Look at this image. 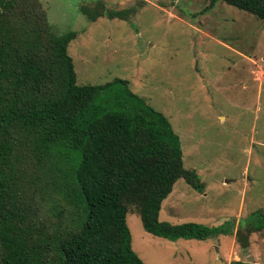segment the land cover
Wrapping results in <instances>:
<instances>
[{"label": "trees", "instance_id": "1", "mask_svg": "<svg viewBox=\"0 0 264 264\" xmlns=\"http://www.w3.org/2000/svg\"><path fill=\"white\" fill-rule=\"evenodd\" d=\"M216 2L264 24V0L208 6ZM78 12L93 22L125 20L129 10L97 2ZM75 35H54L38 0H0V264H143L130 248L129 209L144 232L171 242L230 234L233 221L221 230L158 220L177 180L197 192L203 184L183 168L160 112L126 88L135 106L105 108L96 96L111 83L76 84L67 54Z\"/></svg>", "mask_w": 264, "mask_h": 264}, {"label": "rangeland", "instance_id": "2", "mask_svg": "<svg viewBox=\"0 0 264 264\" xmlns=\"http://www.w3.org/2000/svg\"><path fill=\"white\" fill-rule=\"evenodd\" d=\"M38 2L54 35L76 33L67 54L77 85L111 83L96 96L110 109L135 106L126 88L177 135L182 166L203 189L177 180L158 220L221 230L233 221L230 234L171 242L144 232L129 209L130 248L143 264H264V229L244 225H264V24L208 0ZM97 2L128 17L90 22L78 12Z\"/></svg>", "mask_w": 264, "mask_h": 264}]
</instances>
